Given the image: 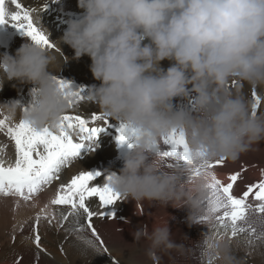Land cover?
I'll list each match as a JSON object with an SVG mask.
<instances>
[{
	"label": "clouds",
	"instance_id": "1",
	"mask_svg": "<svg viewBox=\"0 0 264 264\" xmlns=\"http://www.w3.org/2000/svg\"><path fill=\"white\" fill-rule=\"evenodd\" d=\"M77 6L82 13L67 22L54 49L67 44L75 59L90 58L100 83L87 89L86 99L131 133L119 174L108 175L111 190L135 202L187 207L189 223L206 215L210 173L194 174L196 164L165 167L157 148L175 131L195 159L235 161L264 141V111L253 114L241 86L264 95V0H77ZM50 50L26 41L0 57V87L12 79L34 85L26 107L3 103L0 115L36 129L59 125L70 105L50 70L57 61ZM163 60L171 62L166 69ZM178 97L190 107L174 104ZM132 236L148 242L150 258L186 251L167 220ZM240 243L213 237L205 256L212 264H240L233 251Z\"/></svg>",
	"mask_w": 264,
	"mask_h": 264
},
{
	"label": "snow or ice",
	"instance_id": "2",
	"mask_svg": "<svg viewBox=\"0 0 264 264\" xmlns=\"http://www.w3.org/2000/svg\"><path fill=\"white\" fill-rule=\"evenodd\" d=\"M11 4L15 6V11L9 10L6 0H0V25L10 24L37 45L54 49V43L33 19V10L24 6L20 0H11ZM46 6L47 4L44 5ZM57 82L61 89L66 91L70 107L56 128L36 129L21 119L13 123L7 116L0 118V129L6 130L15 146L14 162L0 158V196L16 198L17 202L33 201L35 196L59 180L61 169L71 161L77 160L82 148L94 151L98 147L96 138L99 133L109 127L108 118L102 113L93 112L83 116L72 111L83 100V90L74 89L70 82L62 79ZM251 98L255 114L258 109L264 108V98L257 92H252ZM96 121H103V126H94ZM116 131L117 145L128 144L131 147V133L127 127L120 123ZM162 143L169 146L167 151L161 153L163 158L183 164H196L194 174L200 171L210 173V182L206 185L208 195L203 202L206 215L199 216V223L212 222L215 238L227 236L232 239L245 235L249 245L253 244L254 240L264 242V169H261L257 181L248 183L245 189L237 194L235 186L242 179L245 169L241 168L228 174L226 181H222L217 176L216 168L225 164L224 159H195L187 149L183 134L179 132L174 131L164 137ZM109 178L108 175L101 178L99 172L81 171L73 175L67 183L59 185L55 195L36 214L32 225L33 243L38 251H45L41 246L42 237L39 234L41 219L47 220L49 224L55 221L58 227H62L70 217L72 231L83 232L86 225L92 237L86 242L94 247L99 245L107 251L95 228L94 219H112L114 214L107 211V206L122 198L111 190ZM93 200L97 203L93 204ZM50 205L53 208L66 209V212L62 211L57 217L55 211H49ZM82 219L84 223H81ZM207 264H212L211 258Z\"/></svg>",
	"mask_w": 264,
	"mask_h": 264
},
{
	"label": "bare ground",
	"instance_id": "3",
	"mask_svg": "<svg viewBox=\"0 0 264 264\" xmlns=\"http://www.w3.org/2000/svg\"><path fill=\"white\" fill-rule=\"evenodd\" d=\"M20 2L32 10L35 9L37 16L32 12L33 19L38 22L39 26L46 32L49 40L53 43H56V40L61 37L56 29L59 27L63 29L61 24L64 22L67 24L70 19L78 18L83 11L78 8L77 0H55V2H53V0H20ZM41 4L43 5L39 8V11L37 8ZM45 4H47L48 7H44ZM6 5L9 10L15 11V6L11 4V0H6ZM43 8H45V13L42 11ZM55 18H57L58 22H56ZM1 26L7 29L1 42L6 46L11 39L9 43H13L10 48L11 50L7 48L9 51L8 55H14L16 49H18L21 44L26 41H31L30 38L22 35L21 32L12 25L4 24ZM145 43H147V41ZM5 50L6 49L3 47H0V57L5 55ZM50 51L57 57L56 63H60L61 68H69L78 75H92L90 71L91 60L87 55L75 59L73 49L67 44L60 45L58 54L53 49ZM63 58L64 60L62 62ZM33 88L34 85L29 83H21L15 79L6 80L3 86L0 87V104L19 100L21 105L26 107L31 99L30 91ZM251 89L250 91H244L249 92L251 96L252 92H257L254 88ZM19 92H21L20 96L17 95ZM0 118H3V115H0ZM18 121V116L12 119L13 123ZM108 140L117 142L116 139L114 140L111 137ZM117 150L118 147L115 144L111 145L108 150L95 148L94 151L87 153L86 157L83 156L85 158H83L82 162L80 161V163H76L77 165L75 164L77 166V168L75 166V169H78L75 174L81 171L99 172L98 170L101 171L99 167H101L100 164L102 163L110 167L122 165L123 158L120 157L128 149L125 150V148H122L118 151V158H115L117 156ZM0 158L13 162L15 159L14 142L8 137L6 130L3 129H0ZM163 163L165 167L170 168L182 162L164 158ZM241 168L245 169V171L242 172V179L235 186V192L237 194H240L248 183L255 182L260 178V171L264 169V141L254 145L252 150L243 153L235 161L225 160L223 166L216 168V173L220 180L226 181L228 174L239 171ZM69 172H71V170ZM113 173V171H110L107 172L106 175ZM64 174L65 170L60 174L59 179H61V183L54 182L51 184L49 191L44 190L47 192L44 195L46 196L44 200H42V196L39 194V201L44 202V204L38 203L40 208H31L33 204L31 205L29 203L32 201L25 203L21 200L17 202L16 198L0 196V210L2 212L0 224L7 219L8 216L11 219H19L21 216L19 229L22 228V235H28V231L32 228L36 214L40 212V209L55 195L59 185L67 183L73 176V172L72 176L66 174L64 176ZM101 183H103V181H101ZM96 203L97 201L93 200V204ZM11 204L18 205L19 213L14 210ZM49 211H55L57 217H59L62 211L66 212V209L59 207L53 208L50 205ZM107 211L114 214L112 219H104L101 217H96L94 219L95 228L104 241V247L107 248L106 252L99 245L94 247L86 242L92 239L86 225L83 232L72 231L71 217L68 221L64 222L61 229L57 226L56 222V224H49L47 220L41 219L39 223V233H44L47 237L44 236L46 239L44 238L42 240L44 245L42 248L45 249V251L40 252L38 250H33L35 249V245L32 247L33 245L31 246L30 243L25 244L23 247H19V249L26 250V252L22 253V263L28 262V260H36V262L40 261L41 264H110L108 258L111 259L115 256L121 264H205V261L208 259L205 256L206 241L214 237L215 227L210 221H205L203 224L199 223V215H194L191 223H189L187 219L189 215L187 207L174 208L171 205L163 206L156 201L135 202L130 198H121L113 205L107 206ZM32 214H34V216H32ZM32 217H34V219ZM165 220H167L172 239L176 243L184 244L186 247L185 254L183 256L178 255L180 257H178L179 261L175 263H166L170 258V254L177 256L175 252L170 254L158 252L156 258H150L147 255L148 242L144 238H141L139 241H134L132 236V233L135 231L134 226L137 223L147 227L150 232L154 223H163ZM81 223H84L83 219ZM240 236H238L240 238L236 237L235 239L240 240L241 243L233 250L234 255L240 260V264H254L258 262L260 260L259 246L256 245L255 241H253L251 245L247 244V241H244L246 236ZM14 241L15 244L24 243L18 234L15 235ZM52 245L56 247H52Z\"/></svg>",
	"mask_w": 264,
	"mask_h": 264
},
{
	"label": "rangeland",
	"instance_id": "4",
	"mask_svg": "<svg viewBox=\"0 0 264 264\" xmlns=\"http://www.w3.org/2000/svg\"><path fill=\"white\" fill-rule=\"evenodd\" d=\"M42 5L43 4L39 5V7L37 8L39 11H40L39 8ZM42 11H44V13H45V8H43ZM32 12H34V15L37 14V13H35V9ZM55 19H56V22H58L57 18H55ZM61 26L63 27V29L61 27H59L58 29H56V31L62 36L63 33H64V31L67 28L66 27L67 24L64 22L63 24H61ZM53 50H55L57 54L59 53L56 49H53ZM63 60H64V58L62 59V62H63ZM170 63L171 62L168 61V60H163V61L160 62L161 67L162 68H165V69L170 66ZM52 66H51V69L50 70L53 71L55 74H57V76H58L57 78L58 79H62V80H65V81L70 82L74 89H82L84 94L87 92V89L90 86H93V85H97L98 86L99 83H100L99 81L95 80L92 75H85V76L78 75L75 72H72V70L69 69V68H67V69H65V67L64 68H61L60 63H56L55 65H52ZM233 82H235V81L230 82V86L231 87H235L236 86V82L235 83H233ZM241 86H243V89L244 90H248V91L252 90L251 88H249V86L247 84H243ZM245 92H246V94H248L249 98H251L249 92H247V91H245ZM20 93L21 92L17 93V95L20 96L21 95ZM257 94L259 95V92ZM261 96H262V98H264V95H261ZM173 102H174V104H179L181 107H184L186 104H188V106L190 107V104L188 102H186L185 100H183L182 98H179V97L178 98H175ZM72 111H74L76 113H79V114H81L83 116H88L90 113H93V112H95L97 114H101V111L98 109V107L94 103L88 101L86 99V96L85 95H84L83 100H81ZM258 111H264V108H260V109H258ZM120 123L121 122H119V121L112 120V119H108V124H109V128H110V132L113 133V135L111 136V138L114 139V140H115V137L117 135V131L116 130L119 127ZM94 126H103V121H96L94 123ZM114 131H116V132H114ZM103 141H105L106 144L104 146H102L101 148L104 149V150H108L110 148V146H111L109 144V140L108 141L103 140ZM124 145H126V144H124ZM118 149H119L118 151H120L122 148H118ZM168 149H169V146L164 145L162 142L158 145V148H157V150H158V152L160 154L162 152H164V151H167ZM87 153H90V151H88L87 149H83L82 152H81L80 160L77 161V162L78 163H80V161L82 162L83 158L86 157V154ZM83 156H85V157H83ZM115 158H118V155ZM120 158H123V157H120ZM73 161H75V160H73ZM75 164L74 165H71V162H70L69 165H67L65 168L61 169V173L60 174H62L63 170H65V174L66 175H68V176L71 175L72 176V172H73V175H74L75 172H76V170H78V169H75V166L77 165V164L76 165ZM98 165H99V163H98ZM105 165L106 164H104V163L100 164L101 167H99V168L101 169V172H104L106 174L107 172L113 171L115 174L116 173L119 174V171L122 168V165L123 164L122 165H119L118 167H110L108 165L107 166H105ZM76 168H77V166H76ZM74 169H75V171H74ZM70 170H71V172H69ZM65 174H64V176H65ZM54 182L55 183H61V179H59L58 181H54ZM50 186H48L45 189V191L46 190L49 191ZM45 191L43 190V192L40 193V195L42 196V200H44L46 198V196H44V195L47 192H45ZM40 195H37L38 197L35 196L34 197V200L31 203H29L31 205L32 204L34 205V206L32 205L31 208H40V206H38V203L44 204L43 201L42 202L39 201V196ZM125 199H129V198H125ZM12 206H13L14 210L19 213V211H18V205H12ZM32 216H34V214H32ZM0 217H2L1 210H0ZM20 217H19V219L18 218L11 219L8 216L7 219H5L0 224V264H21V262L23 261V259H22V253L26 252V250L19 249V247H23L25 244H29V243L31 244V246L33 245L32 247H34V245H35L33 243L34 236H33V233H32V228H30L31 230L29 229L28 235L27 234H23L22 235V233H21V229L22 228L19 229V224L21 222ZM32 218L34 219V217H32ZM53 223H55V221ZM140 226H141L140 223L135 224V226H134L135 230L138 227H140ZM59 228L61 229L62 227H59ZM17 234H18L19 237L22 238V241L24 243H21V244H15L14 243L15 242L14 241V238H15V235H17ZM39 234L42 237V239H41V246H44L43 243H42V240L46 237V235L44 233H39ZM240 237H237V238H240ZM244 241H247L246 237H245ZM254 241H255L256 245L259 246L258 249L260 250V252H259L260 260L258 262H256V263H254V264H264V250H263L264 249V242H260V241H256V240H254ZM52 247H56V246H53L52 245ZM33 250H37V248L35 247V249H33ZM115 257L114 258H111V259L108 258V261L110 262V264H117V262H118V264H121L119 262V260H117V257L116 258ZM178 257H179L178 255L175 256L174 254H170V258L167 260L166 263H175L176 261L178 262L179 261V258H180V257L179 258ZM207 261H208V259L205 261V264H207ZM38 263L41 264L40 261L39 262H36V260H32V261L31 260H28V262H25V263H22V264H38Z\"/></svg>",
	"mask_w": 264,
	"mask_h": 264
}]
</instances>
